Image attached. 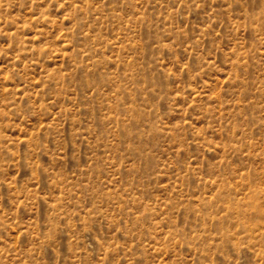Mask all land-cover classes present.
I'll return each mask as SVG.
<instances>
[{"label": "rangeland", "instance_id": "1", "mask_svg": "<svg viewBox=\"0 0 264 264\" xmlns=\"http://www.w3.org/2000/svg\"><path fill=\"white\" fill-rule=\"evenodd\" d=\"M0 264H264V0H0Z\"/></svg>", "mask_w": 264, "mask_h": 264}]
</instances>
